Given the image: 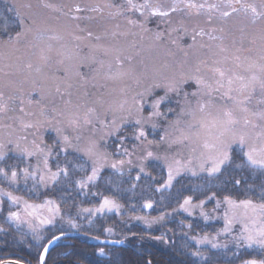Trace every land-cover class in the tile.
Listing matches in <instances>:
<instances>
[{
	"label": "snow or ice",
	"instance_id": "6c2138e0",
	"mask_svg": "<svg viewBox=\"0 0 264 264\" xmlns=\"http://www.w3.org/2000/svg\"><path fill=\"white\" fill-rule=\"evenodd\" d=\"M236 2L239 3L240 0ZM108 6L116 7L117 15L139 13L145 20L148 16L167 17L169 11L184 10L190 15L194 11L196 15H200L204 10L211 12L219 7L216 4L197 3L196 0H174L169 11L163 10L162 6L153 0H143V3H138L137 0H124L123 5ZM227 7H232V4L229 2ZM241 7L246 12L250 11L253 19L264 17V2L259 6V10L256 5L242 4ZM232 11L238 9L233 7ZM221 15L226 17L229 13L225 11ZM127 22L138 23L133 19H128ZM140 26L143 27V22H140ZM203 34V29L197 33ZM19 35L17 33V38ZM193 39L195 40V36ZM210 39L214 40L216 37L210 35ZM220 51L224 52L225 49L221 48ZM227 59L225 57L224 61L214 60L212 65L201 61L206 72H202L200 65H197L194 71L181 74L178 78L176 76L167 78L163 85L157 83L149 86L145 92L137 93L131 102L124 101L110 108L111 120L107 118V112L104 118H101L92 108L84 111L82 115L71 116L68 119V126L76 133L74 136L65 134V129L57 127L53 129L56 137L51 144L45 143L42 133L39 136L33 133L31 141L27 137L18 138L10 149L18 162L0 166V181L13 187L19 185L21 181L27 184L31 180L32 190L35 191L38 188L56 190L63 178L76 189L83 191L95 185L101 171L106 167L121 175L126 169L136 167L138 173L135 180L139 181L141 175H149L145 169L150 161H159L167 173L164 182L155 189L156 192L171 188L173 181L185 173L192 176L204 173L209 182L212 179L218 180L229 169L247 168L264 176V106L256 109L250 107L258 91L262 99L258 100L257 104L264 105V56L259 63H245L239 56H234L230 67L218 66ZM123 75L125 73L118 68L115 76L110 78ZM190 84L195 85L194 89L186 91L185 86ZM159 87L164 88V95L152 101L149 106L151 110L146 109L145 94L150 95L153 88ZM172 94L178 98L175 101L178 110L169 107L166 111H161V105L170 100ZM2 110L4 106L0 105V111ZM169 114L174 118L169 119ZM128 123L134 125L132 140L135 143L131 149L124 143L128 137L120 135ZM25 127L31 128L33 125L28 124ZM149 128L153 130V134L162 129L158 139L155 135L152 139L149 138ZM110 137H118L119 140L114 151L108 150ZM8 143L13 144L12 141ZM6 147L0 143V162H4L8 157ZM33 160L35 163H32ZM152 179L155 180L156 177ZM233 183L238 187L241 180L233 177ZM135 186L133 183L132 187ZM260 189L259 203L250 198L237 201L231 195H224L220 200L217 199L218 194L213 192L198 203H193V196H186L179 204V208L191 215L193 209H203L206 200L215 199L213 211L219 210L222 205L226 206L224 227L217 236L230 234L231 226L238 222L241 224V230L233 238L237 248L257 246L264 252V183L260 185ZM59 190L67 191L62 188ZM91 194L98 195L96 192ZM0 197H5L10 205L16 206V210L8 211L6 220L16 225L26 224L29 230L36 234L37 240L42 238L39 235L40 228L53 224L57 217L64 219L60 204L55 199L47 198L41 203L30 202L22 196L15 195L14 191L4 188H0ZM144 207L151 208L152 203L147 202ZM120 208L121 205L115 199L103 196L98 206L83 208L81 211L94 216L97 213L103 214L105 210L118 211ZM45 210L48 213L47 217L41 215ZM201 216L209 218V214L204 211H201ZM66 222L73 229L78 227L71 216L67 217ZM104 231L112 230L108 228ZM63 235V231H60L59 235L52 234L47 244L42 245L43 250L39 253L38 264H46L49 246ZM193 239L197 245L210 243L212 248L222 246L213 242L215 236L209 238L208 235H204ZM98 254L105 255L104 249L100 248ZM192 255L200 257L202 254L197 250L192 252ZM0 264L20 262L0 261ZM242 264H264V257L244 259Z\"/></svg>",
	"mask_w": 264,
	"mask_h": 264
},
{
	"label": "trees",
	"instance_id": "16d2710c",
	"mask_svg": "<svg viewBox=\"0 0 264 264\" xmlns=\"http://www.w3.org/2000/svg\"><path fill=\"white\" fill-rule=\"evenodd\" d=\"M137 2L143 3V0H137ZM153 2L160 4L163 10L169 11L174 0H153ZM123 3L124 0H100L98 5H92L87 0H80L72 7L57 8L53 16L64 18L72 22L80 31L88 30L92 34H94L92 28H88L87 23L95 18L107 17L109 19H104V22L111 23V26L115 22V24H122L128 19L137 20L138 23L134 24L135 32L136 35H141V39L161 43L170 42L172 46L191 45L192 38L189 40V35L199 37L200 35H197L199 30L208 31L209 29L201 25L192 27V22L195 20L189 19L188 13L184 10L169 11L167 17L148 16L145 20L139 13L117 15L118 9L108 6L110 4L123 5ZM241 5L238 4L237 7L242 9ZM176 14L182 18L181 24L174 28L172 19ZM140 22H143V27L140 26ZM193 30L196 32H192ZM110 33L113 35L122 32L115 27ZM131 33L133 34L132 31ZM158 33L159 38H157ZM101 35L108 36V32L105 31ZM200 38L203 39L205 36H200ZM171 40L177 43L174 44ZM164 93L165 90L157 92V95L163 96ZM177 99L175 95H172L167 103L174 105ZM2 106H4V110L0 111V127H3L0 129L2 130L8 131L14 127L19 131L24 130L23 132L29 133L30 136L33 132L37 136L42 133L46 144H51L55 139L56 133L53 129L57 127L65 129V134L73 136L76 134L68 126V119L78 114V111L69 109L58 110L54 113L45 106L44 110L41 108L37 110L35 117L31 116V124L26 116L27 113L26 115L17 111L12 113L10 103L6 105L3 103ZM161 106L164 111V105ZM173 108H177V105L175 104ZM173 118L172 116L171 119ZM28 124L33 127H25ZM133 129L134 125L130 123V125H125L120 132V135L128 137L124 143L130 149L135 143L132 140ZM148 131L152 135L153 130L149 128ZM161 132V129L157 130V138ZM31 137L30 141L33 139V136ZM118 142V137L108 138V150L114 151ZM17 162L16 155L8 150V157L4 162H0V166ZM32 163H35V160ZM21 166L24 165L21 164ZM145 170L149 175H141V179L136 181L135 177L138 173L136 167L126 169L122 175L106 167L101 171L95 185L83 191L76 189L63 178L56 190L38 188L33 191L31 180L27 184L21 181L19 185L13 187L0 181V188L14 191L15 195L22 196L30 202H43L44 199L52 198L60 204L64 219L57 217L53 224L44 225L42 229H39V235L41 237L46 235V241L51 238L52 234L59 235L60 231L64 232V235L47 253L46 264H242L244 259L264 257V252L257 246L237 248L233 238L240 233V223L231 226L230 234L217 236V233L221 232L224 227L223 217L226 206L222 205L219 210L213 211L216 204L215 199L206 200L204 208L193 209L191 215L179 208V204L186 196H193V203H198L201 199H205L206 195H212L213 192L218 194L217 199L220 200L224 195H231L237 201L250 198L259 203L261 202L260 185L264 183V176L259 172H253L247 168L229 169L218 180L212 179L211 182L208 181L206 175L192 176L185 173L173 181L171 188L156 192L155 189L166 179V169H163L159 161H150ZM152 177L156 179L153 180ZM233 177L241 180L238 187L234 186ZM133 183L136 185L134 188ZM60 188L67 189V191L59 190ZM93 192L98 195L93 196L91 194ZM103 196L115 199L121 208L118 211L105 210L103 214L97 213L94 216L81 211L83 208L98 206ZM0 201H3L0 203V260L13 258L28 264H38L43 241L35 239L32 243L31 237H28L25 244L30 249L22 244L18 248L11 246L13 235L36 234L31 232L25 224L16 225L8 222L6 220L8 211L16 210V206L10 205L5 197H0ZM147 202L152 203L151 208L144 207ZM201 211L208 213L209 218L205 219L201 216ZM43 216H48L47 211H43ZM68 216H71L78 225L77 228L73 229L67 224ZM161 216L163 219H158ZM108 228L112 231L105 232L104 229ZM204 235H208L209 238L215 236L216 239L213 242L222 246L212 248L210 243L197 245L193 237ZM104 237L121 240L122 244L108 245L98 242L99 238ZM100 248L104 249L105 255L98 254ZM197 250L202 254L200 257L192 255V252Z\"/></svg>",
	"mask_w": 264,
	"mask_h": 264
},
{
	"label": "rangeland",
	"instance_id": "374dc122",
	"mask_svg": "<svg viewBox=\"0 0 264 264\" xmlns=\"http://www.w3.org/2000/svg\"><path fill=\"white\" fill-rule=\"evenodd\" d=\"M79 1L0 0V104L10 103L12 113H27L30 123L37 110H44L45 106L54 113L72 109L82 114L92 108L101 118L107 112V118L111 120L110 108L124 101L131 102L137 93L145 92L149 86L157 83L163 85L167 78H178L181 74L194 71L197 65H200L202 72H206L201 61L212 65L214 60L224 61L227 57V61L218 66L230 67L234 56H239L245 63H259L264 56V17L253 19L250 11L237 7L238 4L256 5L259 10L264 0H240L239 3L236 0H196L197 3L216 4L219 7L211 12L204 10L200 15L194 11L188 14L189 19L195 20L192 27L201 25L209 29L203 30L204 34L200 35L205 38L195 36L194 40V36L189 35L191 45L179 46L141 39V35H136L135 25L125 21L122 24L115 22L112 27L111 23L104 22L107 17L95 18L87 23L88 28H92V34L88 30L80 31L64 18L53 16L57 8L72 7ZM87 1L92 5L100 2ZM229 2L232 7H227ZM233 7L238 11L233 12ZM225 11L229 13L226 17L221 15ZM173 18L172 25L176 28L181 24L182 17L176 14ZM115 27L122 33L112 35L110 32ZM105 31L108 36L101 35ZM17 33L20 34L18 38ZM210 35L216 39H210ZM221 48L225 51L221 52ZM118 68L125 75L110 78L115 76ZM194 87V84H190L185 86V90L192 91ZM160 91H164V88H153L150 95L145 94L146 109L151 110L149 106L159 97L157 92ZM260 99L262 96L258 91L250 107L256 109L264 106L257 104ZM167 102L162 104L164 111L175 105ZM18 126L24 127L22 124ZM23 131L14 127L8 131L0 129V143L7 146L6 151L20 137H27L30 141L33 134L30 136ZM156 134L157 131L152 132L149 138L152 139L153 135L157 138ZM9 141L13 144H9ZM28 237H31L32 243L36 239V235H13L10 245L14 248L20 244L25 246ZM45 238L46 235H42L40 240L45 243Z\"/></svg>",
	"mask_w": 264,
	"mask_h": 264
},
{
	"label": "water",
	"instance_id": "95a60500",
	"mask_svg": "<svg viewBox=\"0 0 264 264\" xmlns=\"http://www.w3.org/2000/svg\"><path fill=\"white\" fill-rule=\"evenodd\" d=\"M57 241H55L52 245L49 246V250L57 243ZM104 241H107V243H103ZM117 241H120V240H114V239H108V238H100V239H98V242L103 243V244H108V245H121L122 244V241H120L119 243H117ZM14 260L15 259H4V260H1V261L9 262V261H14ZM15 261H19V260H15ZM19 262H20V264H27V263L22 262V261H19Z\"/></svg>",
	"mask_w": 264,
	"mask_h": 264
},
{
	"label": "bare ground",
	"instance_id": "6f19581e",
	"mask_svg": "<svg viewBox=\"0 0 264 264\" xmlns=\"http://www.w3.org/2000/svg\"><path fill=\"white\" fill-rule=\"evenodd\" d=\"M48 241V240H47ZM58 242V241H57ZM43 249V248H42ZM47 255V254H46ZM6 259H13V258H6ZM4 260V259H3ZM15 260H17V259H15ZM20 261V260H19Z\"/></svg>",
	"mask_w": 264,
	"mask_h": 264
}]
</instances>
